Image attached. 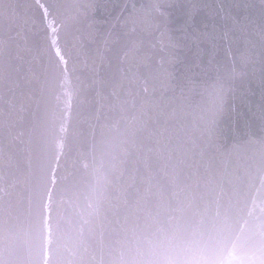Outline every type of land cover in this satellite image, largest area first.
Masks as SVG:
<instances>
[{
    "label": "water",
    "instance_id": "1",
    "mask_svg": "<svg viewBox=\"0 0 264 264\" xmlns=\"http://www.w3.org/2000/svg\"><path fill=\"white\" fill-rule=\"evenodd\" d=\"M42 2L63 23L71 118L62 154L46 153L64 74L34 0H0V262L159 264L162 232H215L225 168L220 210L239 189L233 233L251 223L264 146L244 138L264 111V0H172L198 5V47L175 46L184 17L167 0Z\"/></svg>",
    "mask_w": 264,
    "mask_h": 264
},
{
    "label": "snow or ice",
    "instance_id": "2",
    "mask_svg": "<svg viewBox=\"0 0 264 264\" xmlns=\"http://www.w3.org/2000/svg\"><path fill=\"white\" fill-rule=\"evenodd\" d=\"M167 3L168 7H176L184 17V23L178 29L181 35L177 38L175 46L179 47L183 41L191 42L193 47H198V42L207 35L205 32H201L194 23H189L190 20H194L198 5L194 2L190 5L173 3L172 0H167ZM34 4L42 12V18L46 23L45 36L49 42L50 50L54 52L56 67L64 74L60 83V94L55 97L58 114L53 123V133L45 143L46 153L48 150H52L62 154L74 95L69 87V77L66 75L69 72L67 54L60 46V31L63 23L52 12L49 5L43 3L42 0H34ZM157 7L162 6L158 4ZM261 12L262 21H264V7ZM259 36L264 40V22L259 27ZM198 58L199 52L197 51L194 54L193 63ZM262 58H264V52H262ZM25 78L29 79V72L26 73ZM41 91L43 92V86ZM219 98L222 100V95ZM259 120L261 122L260 134L257 136L254 133L252 136H246L244 138L246 144L255 143L264 146V111H261ZM218 150L221 151L222 156L231 157L233 153L239 151V146L234 144L229 148L228 145H224L222 149ZM58 166L59 156L56 157V167ZM226 175H229L227 168L224 169L221 180L217 183L219 191L215 216L219 226L215 232L205 235L194 230L190 236L181 235L178 228L171 232H162L154 245L160 248L163 255V260L159 264H264V173L258 177L256 187L258 199L254 200L247 213V216L251 218V223L245 219L242 222L243 226L235 233H233L232 217L228 209L233 206L234 202H239L241 194L239 189L234 188L228 197V207H225L223 213L221 212L220 200L225 196L223 176ZM48 177L49 182L54 186L57 180L55 167L48 172ZM50 199L49 195L48 200L50 201ZM44 208L47 210V204L44 205ZM149 244L151 245L153 242L149 241Z\"/></svg>",
    "mask_w": 264,
    "mask_h": 264
}]
</instances>
